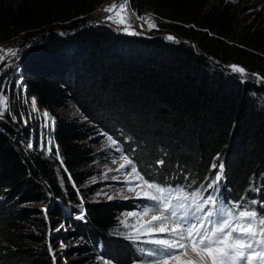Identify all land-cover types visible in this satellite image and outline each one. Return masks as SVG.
<instances>
[{"label":"trees","instance_id":"obj_1","mask_svg":"<svg viewBox=\"0 0 264 264\" xmlns=\"http://www.w3.org/2000/svg\"><path fill=\"white\" fill-rule=\"evenodd\" d=\"M104 1L0 0V43L21 38L29 94L57 118L60 156L76 185L94 175L88 142L107 133L157 182L187 176L192 187L207 186L222 163L224 200L264 201V0H130L139 16L155 14L152 37L92 23ZM71 110L82 119L59 112ZM16 135L0 120V264H53L31 244L41 239L26 230L38 210L26 204L64 197L52 169L59 161L26 149L19 137L27 132ZM135 204L87 203L84 221L67 220L85 240L74 251L114 264L150 259L115 233L119 213Z\"/></svg>","mask_w":264,"mask_h":264},{"label":"snow or ice","instance_id":"obj_2","mask_svg":"<svg viewBox=\"0 0 264 264\" xmlns=\"http://www.w3.org/2000/svg\"><path fill=\"white\" fill-rule=\"evenodd\" d=\"M127 4L128 0H124L120 10L116 12V15L120 16L118 22L126 25L125 31H128L131 25L128 24L127 17L121 16L120 13L125 11ZM116 8L117 5L114 3L105 11L111 12ZM137 18L143 20L149 30L157 26L150 14ZM106 19L112 20V16ZM140 27L143 29L144 24ZM167 39L174 40L175 37L168 35ZM18 52L19 49L0 48V53L11 57H17ZM5 55H0V63L4 64V70L12 65V60L4 63ZM229 68L233 73L246 74V70L241 66L233 64ZM18 87L22 86L18 85ZM25 102L29 101L25 100ZM30 103L32 111H38L34 97ZM6 113L13 122L23 123L25 126L31 118L21 113L20 118L17 119L11 112L5 90L0 87V118ZM43 116L48 118L49 113L44 111ZM51 124H55L54 119L51 120ZM101 135L106 137L109 148L121 153L119 159L124 161L119 168L115 170L109 168L108 172L123 170L125 176L123 183L129 185L127 191L135 193L134 198L148 202L139 213H128L133 217H148L151 213L150 219L145 220L141 227L134 229V233L128 236L132 241L153 245L148 249H140L150 258L141 261V264H264V201L258 202L253 199L251 205H260V208H256L245 203L244 197L237 201L221 199L217 192L224 171L222 163L219 165V172L206 187L203 183L192 187L196 184V180L195 178L189 180L187 176L183 178L185 183L178 185L157 182L151 175L138 168L137 161L118 146L117 139L107 133ZM26 147L28 150L37 148L49 154L53 153L55 147V155L59 154L58 145L54 146L52 140L44 134H41L38 143L30 141ZM131 151L135 152V149ZM112 162L115 163L116 160L113 159ZM60 163L63 165L62 160ZM156 163L158 166H163L165 161L160 159ZM211 167L216 169L217 165L213 163ZM64 170L67 171L66 168ZM111 179L120 182L119 176H112ZM69 181L72 182L70 174ZM72 183L75 187L74 182ZM108 199L113 197L109 196ZM82 202L81 197V204ZM77 218L84 219V213L81 212ZM120 223L129 227L126 221ZM62 227L63 225L55 231L59 232ZM160 234L166 235L167 238H153L159 237ZM143 235H148L149 238L142 240ZM48 247L55 264L56 252L52 249L51 241L48 242ZM59 247L63 249L66 245L61 241Z\"/></svg>","mask_w":264,"mask_h":264},{"label":"rangeland","instance_id":"obj_3","mask_svg":"<svg viewBox=\"0 0 264 264\" xmlns=\"http://www.w3.org/2000/svg\"><path fill=\"white\" fill-rule=\"evenodd\" d=\"M10 1L17 2L18 0H10ZM122 1L123 0H105L104 3L91 15L92 23L96 25H107L113 28L114 20L118 18L116 12L119 11V7ZM237 1L238 0H232L233 4H237ZM114 3L117 5V8L115 10L111 12L105 11L106 8L110 7ZM149 14L156 23L155 14L150 11L144 12V14L141 16H147ZM110 15L112 16V20H107L106 17ZM138 16L139 15L137 14L133 16L132 29L130 33H127L126 35L152 37L153 36L152 31L156 30L157 27L149 30L147 24L144 23L143 20L138 19L137 18ZM245 17L248 16L245 15ZM141 24H144L143 29L140 27ZM165 36L167 37L168 35ZM20 42H21V38H17L15 40L8 42H3L0 43V48L19 49L17 55L20 58H23L26 50H24V48L20 45ZM0 54H4V53H0ZM230 65L233 64L229 63L227 65V68L231 71V69L229 68ZM235 74L240 79H243L245 81L252 80L250 79L247 73L245 75H241L238 73ZM59 112L61 114H66V115H75V117L82 119L80 114L76 113V111L74 110L63 111V112L59 111ZM100 138H101V134H97L96 136H93L88 142L89 145L91 146L90 148L95 152V156H96V160L93 164L94 168H92L94 170L93 177H91L89 180L83 183L81 187H78L74 182L72 175L68 172L67 169H66L67 171L65 172L64 169L66 167L64 163L63 165H61L60 162L56 164L53 162L55 168L52 169L56 173L57 179L59 180V186L61 190L64 192V197L61 199L49 197L50 201H38V202H31L26 204L27 208L30 209L35 208L38 210L32 212L33 218L37 220L36 222L37 225L34 224L27 225L26 230L30 234H36L38 236H41V239H39L38 241H31V244L34 247L40 248L42 250H46L50 254L48 242L51 241L52 249L55 250L56 252L55 264H105V262H107V264H114L108 261L105 258L106 257L105 255L99 254L94 257H88L85 259L84 256L74 251L75 248L82 246L85 243V240L81 236L76 234L77 230L75 226L68 223L67 220L71 218L72 220H75L77 222L84 221V219H78L77 217L81 214V212L84 213V209L87 203L111 202V201H136L135 205L138 206L137 209L130 211H123L119 213L118 227L115 233L118 236L128 240L129 242L136 244V246L140 247V249L141 248L148 249L150 247H153V245H146L140 242H135L128 238L129 235L134 233V229L141 227L144 224V221L150 219L151 216L150 213L148 217H143V216L133 217V216H129L128 213L131 212L139 213L143 208V206L148 202L145 200L134 198L135 193L127 191L129 185L123 183L125 179L123 170L121 172H116V171L108 172L109 168L113 170L119 168V165L124 161L119 159L121 153L116 152L113 148H109L106 139L100 140ZM113 159L116 160L115 163L112 162ZM69 174L71 176V181L74 182L75 187L73 186L72 182H70V184L68 185L67 181L65 180V177L69 179ZM112 176H119L120 182L111 179ZM69 187H72V189H70ZM139 190L140 189H137V191ZM72 193L76 194V199H72L73 198L71 196ZM104 193H106V195ZM217 195L221 198L220 184ZM109 196H112L113 199H108ZM81 197L83 198L82 204H81ZM125 197L128 198L126 199ZM56 208H58V210H56ZM59 212L62 214V216H59L58 214ZM120 221H126L129 227H125L123 224L120 223ZM61 225H63L61 230L59 232H56L55 229L61 227ZM50 230H51V234L49 235ZM148 238H149L148 235L142 236V240ZM153 238H167V237L164 234H160L159 237H153ZM61 241H63L64 244L66 245V247L63 249L59 247ZM143 254L145 255V253ZM50 256L52 257L51 254ZM145 257L149 258L146 255Z\"/></svg>","mask_w":264,"mask_h":264},{"label":"built area","instance_id":"obj_4","mask_svg":"<svg viewBox=\"0 0 264 264\" xmlns=\"http://www.w3.org/2000/svg\"><path fill=\"white\" fill-rule=\"evenodd\" d=\"M124 3V0L121 2V4ZM120 4V5H121ZM120 10V7H119ZM137 14L135 7L131 4V1L128 0V4L126 5L125 11L121 12V16H126L128 19V24L131 25L128 31H125L124 28L126 25L120 24L118 21L120 19V16L114 20L113 28L115 30L122 31L124 33H130L132 29V23H133V14ZM138 15V14H137ZM5 55V54H0ZM8 60H12L11 67L4 70V64L0 63V87H3L5 90L6 95L9 98V104L11 107V112L14 114L17 119L20 118L21 113L24 114L25 117H31L29 120V123L27 126H25L23 123H16L13 122L11 117L6 113L0 120H10L13 126L16 128V137L19 134L28 133V136L25 138L19 137L20 143L25 146L27 149V144L31 142H39L41 134H44L47 136L48 139H51L53 142V145H58L59 147V154L58 156L55 155V147H53V153L49 154L45 151H41L37 148H34L29 151H33L40 155L42 158L51 160L55 157L60 162L61 156H60V145L56 139V127H57V118L53 115V113L48 109L44 108L40 105L38 97L35 95L29 94V83L28 79H32V75L25 72L23 66L18 63V57H11L10 55H5V61L4 63H7ZM18 85H21L22 87H18ZM35 98L36 100V108L38 111H32V105L30 103V100L32 98ZM25 100L29 102H25ZM47 111L49 113V117L45 118L43 116V112ZM55 120V124H51V120ZM47 124V127L45 125ZM15 137V138H16Z\"/></svg>","mask_w":264,"mask_h":264},{"label":"bare ground","instance_id":"obj_5","mask_svg":"<svg viewBox=\"0 0 264 264\" xmlns=\"http://www.w3.org/2000/svg\"><path fill=\"white\" fill-rule=\"evenodd\" d=\"M18 57V63L21 64V60H20V57L17 55Z\"/></svg>","mask_w":264,"mask_h":264}]
</instances>
